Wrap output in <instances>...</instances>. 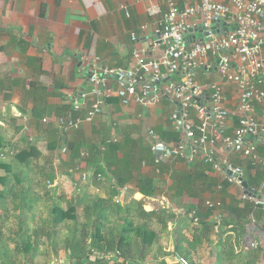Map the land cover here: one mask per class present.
<instances>
[{
    "label": "crops",
    "instance_id": "0c3cea01",
    "mask_svg": "<svg viewBox=\"0 0 264 264\" xmlns=\"http://www.w3.org/2000/svg\"><path fill=\"white\" fill-rule=\"evenodd\" d=\"M178 1L182 8L201 4V0ZM153 4L168 9L164 0H0V136L9 145L25 142L37 147L41 164L49 163L57 171L55 181L59 180V185L54 191L69 185L75 189L76 197L81 187L87 185L92 193H100L105 198L110 195V189L117 187L119 193L114 202L117 203L116 199L124 191L121 204L132 194L135 200L145 202L146 211L168 209L177 215V221L183 219L191 236V232L202 226L200 213L211 209L214 217L206 221L214 224L210 235L214 245L228 239L227 246L232 244L235 249L232 255L243 254L246 262L258 255L253 262L264 264V235L255 232V227H259L264 234V209L245 200V190L229 182L224 172L208 167L202 157L194 163L174 160L161 167L163 169L146 157L139 170L127 167L124 155L132 149L127 143L140 151H150V159L153 158L151 131L156 133L158 143H177L163 137L176 130L171 102L162 101L150 108L125 107L115 95L104 105L103 114L92 123H82L68 132L59 125V118L69 113L75 99H79L83 107L81 113L74 114L76 116H85L95 102L88 81V69L94 60L111 68L129 69L135 65L133 49L136 46L151 49L158 38V18L148 14ZM123 6L128 7L130 16ZM192 23L200 22L193 20ZM196 30L193 36L198 37ZM133 33L139 36L137 43L132 41ZM153 50L155 54L161 48ZM196 80L223 88L226 108L234 115L233 123L237 126L239 92L236 85L222 79L216 71L206 74L199 70ZM110 85L117 89L114 80H110ZM255 116L264 123V105L256 106ZM115 143L123 145L124 151L118 152L121 161L113 164ZM218 155H225L243 167L249 187L264 193V167L230 150L220 149ZM122 171L126 177L133 175L124 186L116 182ZM83 174L90 178L84 181ZM99 174L105 179L95 180ZM144 177L152 181L156 196L147 197L136 190ZM247 220L250 222L242 224ZM225 222L231 224L226 226ZM239 226L245 227L244 236L252 232L262 246L258 249L263 252L246 251L244 236L241 245L237 244ZM172 227L175 228V224L170 222L171 231ZM220 233L224 234L222 238ZM204 246L208 248V242L194 252ZM170 250H175L174 244Z\"/></svg>",
    "mask_w": 264,
    "mask_h": 264
},
{
    "label": "built area",
    "instance_id": "2783aa9c",
    "mask_svg": "<svg viewBox=\"0 0 264 264\" xmlns=\"http://www.w3.org/2000/svg\"><path fill=\"white\" fill-rule=\"evenodd\" d=\"M164 2L167 10L161 4L148 8V14L158 18V38L151 49L136 46L133 49L135 65L129 69L111 68L94 60L88 69V81L95 102L85 116L74 117L73 113H81L83 108L82 102L75 99L73 113L59 118V125L68 132L82 123H92L115 95L125 107L150 108L169 101L174 105L173 123L182 138L179 143L165 145L158 143L155 132L149 133L156 165L174 160L194 163L202 157L206 165L224 172L229 182L245 190V169L225 155H218V151L230 150L264 167V123L255 116L256 106L264 105V0H201V4L185 8L178 0ZM123 9L130 16L128 7ZM193 20L200 23L195 25ZM217 23L218 29L227 26L230 31L218 35V30L212 28ZM197 26V30L204 28L202 38L193 36ZM191 29L193 32L189 33ZM131 36L137 43V33ZM155 48L161 51L152 54ZM199 70L206 74L216 71L222 79L236 85L237 126L233 123L234 115L226 108L223 88L217 84H200L196 80ZM111 79L117 89L110 85ZM62 151L67 152L66 148ZM89 178L90 175L83 174L84 181ZM97 178L105 179L102 174ZM58 183L59 180L49 182V187L55 188ZM123 194L124 191L116 199L117 203ZM259 194L261 199L247 193L244 199L264 209V193ZM212 208L215 209L213 205ZM243 244L246 251L262 247L251 231L245 234ZM172 255L177 263L190 264L175 250Z\"/></svg>",
    "mask_w": 264,
    "mask_h": 264
},
{
    "label": "trees",
    "instance_id": "16d2710c",
    "mask_svg": "<svg viewBox=\"0 0 264 264\" xmlns=\"http://www.w3.org/2000/svg\"><path fill=\"white\" fill-rule=\"evenodd\" d=\"M68 111L73 113L72 108ZM73 116L76 117L74 113ZM166 134L163 137L169 141H181L182 134L177 130ZM15 144H7L0 136V172L3 171L0 173V264H20L17 256L24 251L34 259L46 238L56 247L60 243L56 253L59 250L67 251L72 264H148L151 261L153 264H168L166 257L160 260L155 255L158 250L163 251L164 235L173 237L176 254L190 264H212L213 260V264H224V257L234 253V246H227L230 240H221L214 245L210 239L214 224L206 220L214 217L213 210L200 213L202 226L191 232V236L190 230L183 225V219L177 221V215L171 214L168 209L146 211L144 203L135 199L122 204L114 202V197L119 193L117 187L103 198L84 185L66 210L52 205L45 219L39 215L41 220L33 229L31 222L36 220L38 211L42 210L41 204L45 199H51L49 182L55 181L57 171L49 163L41 164L35 145H27L25 142ZM127 146L132 149L124 155V161L132 170H139L146 157L156 163L154 152H151L153 158L150 159V151H140L129 143ZM15 147L16 150L19 148L17 152ZM120 150L124 151L123 145L113 144V164L121 161L118 157ZM164 165L156 166L161 168ZM208 167L213 168L211 165ZM130 176L126 177L125 171H122L116 180L117 184L124 186L133 178L132 174ZM151 183L150 179L144 177L136 190L147 197L156 196V188ZM172 219L175 228L170 231L169 223ZM249 222L247 220L242 224ZM225 224L229 226L231 223ZM239 227L241 229H237L236 241L241 245L245 227ZM223 236L220 233V237ZM205 242L209 244L208 254L202 262H197L192 254ZM259 251L263 252V249H257ZM168 253L169 256L173 252ZM257 257L245 264H255L253 260Z\"/></svg>",
    "mask_w": 264,
    "mask_h": 264
},
{
    "label": "rangeland",
    "instance_id": "374dc122",
    "mask_svg": "<svg viewBox=\"0 0 264 264\" xmlns=\"http://www.w3.org/2000/svg\"><path fill=\"white\" fill-rule=\"evenodd\" d=\"M15 151L17 152V150H19V148L16 147L14 148ZM3 173V171H1ZM63 189L58 190V191H54V188L51 189L52 191V196L51 199H45V201L43 202V204H41L40 206L42 207V210L38 211V214L36 216V220L31 222V227L34 229L35 225L40 222V217L39 215H42L43 218H46V215L48 214L47 212H49L50 208L52 207V205H58L60 206L62 209H67L69 206V203H71L72 200H69V198H73L75 195L73 193V191L75 192V189H71L69 187V185H63ZM104 189V188H102ZM108 189H110V186H108ZM112 192V189L109 190V193ZM108 193V194H109ZM100 194V193H99ZM139 196V195H138ZM162 196H158L157 198H161ZM135 198H133L132 194H128L126 201H130V200H134ZM161 201L163 200L160 199ZM131 202V201H130ZM145 204V202H143ZM39 206V207H40ZM162 207V206H159ZM81 211V210H80ZM175 213H177L176 210H172ZM81 213V212H80ZM171 214L175 215L173 212L170 211ZM170 222H172L174 224V220L172 219ZM158 228V226H157ZM174 227H172L173 230ZM170 230V228H169ZM171 231V230H170ZM162 243H163V251H156L155 255H157V257L160 258V260L164 257H166L168 264H174L177 263L176 260L174 258H172V255L168 256V251L173 252L170 250L171 245L174 244V239L173 237H170L168 235H164L162 238ZM60 248V243L57 244V247L54 246V244L46 239H43L42 242V246L40 249V253H38V255L35 256L34 259H32V257H30L31 255L28 253L24 252H19L18 254V258L20 261V264H72V260L71 257L69 256V254L67 253V251L65 250H59V252L56 253L57 249ZM206 246V245H205ZM201 247L199 249V251L193 252V258L195 259V261L199 262V261H203L206 258V251H208L207 247ZM152 251V250H151ZM200 255L198 256V258L195 257V255ZM206 255V256H205ZM205 256V257H204ZM197 259V260H196ZM159 260V259H158ZM151 261V260H150ZM214 261V260H213ZM212 261V264H213ZM153 262V261H151ZM148 263V264H153V263ZM246 263V256L243 254L235 255L234 257H232V255L226 256L224 257V264H245Z\"/></svg>",
    "mask_w": 264,
    "mask_h": 264
},
{
    "label": "water",
    "instance_id": "95a60500",
    "mask_svg": "<svg viewBox=\"0 0 264 264\" xmlns=\"http://www.w3.org/2000/svg\"><path fill=\"white\" fill-rule=\"evenodd\" d=\"M218 26H219V24L217 23V24H215V25L212 27L213 29H215V30L217 29V30H218V35H224V34H226L227 32L230 31V27L224 26L223 29H218ZM233 30H234V29H233ZM197 31H198V32H197V33H198L197 36H198L199 38H202L204 28L201 27V28H200L199 30H197ZM192 32H193L192 29L189 30V33H192ZM243 187L245 188L247 194L257 196L259 199L262 198V196L259 194V192H254V190L251 189V188L249 187V185L247 184L246 181L243 182ZM255 232L262 234V236L264 235L263 232H262V230H261L259 227H255Z\"/></svg>",
    "mask_w": 264,
    "mask_h": 264
}]
</instances>
